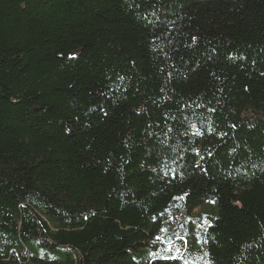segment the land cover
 I'll list each match as a JSON object with an SVG mask.
<instances>
[{"label":"trees","instance_id":"1","mask_svg":"<svg viewBox=\"0 0 264 264\" xmlns=\"http://www.w3.org/2000/svg\"><path fill=\"white\" fill-rule=\"evenodd\" d=\"M0 264H264V0H0Z\"/></svg>","mask_w":264,"mask_h":264},{"label":"rangeland","instance_id":"2","mask_svg":"<svg viewBox=\"0 0 264 264\" xmlns=\"http://www.w3.org/2000/svg\"><path fill=\"white\" fill-rule=\"evenodd\" d=\"M246 115H248V116H253V115H260V113H257V112H254V111H252V110H249V111H246ZM203 210H204L203 207H198V208H196V209L194 210V213H198V212L203 211Z\"/></svg>","mask_w":264,"mask_h":264},{"label":"snow or ice","instance_id":"3","mask_svg":"<svg viewBox=\"0 0 264 264\" xmlns=\"http://www.w3.org/2000/svg\"><path fill=\"white\" fill-rule=\"evenodd\" d=\"M159 239V238H158Z\"/></svg>","mask_w":264,"mask_h":264}]
</instances>
